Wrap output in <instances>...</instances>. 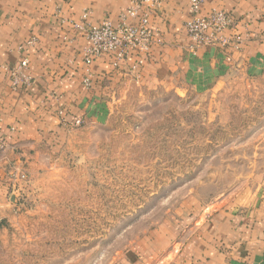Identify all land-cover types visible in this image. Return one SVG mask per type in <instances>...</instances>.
<instances>
[{
	"label": "rangeland",
	"instance_id": "rangeland-1",
	"mask_svg": "<svg viewBox=\"0 0 264 264\" xmlns=\"http://www.w3.org/2000/svg\"><path fill=\"white\" fill-rule=\"evenodd\" d=\"M25 159L0 264H131L187 198L216 202L264 169V74L207 90L130 83Z\"/></svg>",
	"mask_w": 264,
	"mask_h": 264
},
{
	"label": "crops",
	"instance_id": "crops-1",
	"mask_svg": "<svg viewBox=\"0 0 264 264\" xmlns=\"http://www.w3.org/2000/svg\"><path fill=\"white\" fill-rule=\"evenodd\" d=\"M160 2L149 18L154 34L148 52L130 51L116 67L111 54L101 55L88 67L93 83L85 88L88 42L80 27L116 24L129 0H0V229L2 216L13 210L26 155L57 144L72 120L108 104L122 86L207 90L228 75L264 74V0H203L202 14L217 9L232 16L235 29L227 33L241 35L239 49L192 48L185 29L190 0ZM32 37L36 43L27 46ZM22 57L33 82L12 89L10 69ZM134 253L133 264H264V169L216 202L187 198Z\"/></svg>",
	"mask_w": 264,
	"mask_h": 264
},
{
	"label": "built area",
	"instance_id": "built-area-1",
	"mask_svg": "<svg viewBox=\"0 0 264 264\" xmlns=\"http://www.w3.org/2000/svg\"><path fill=\"white\" fill-rule=\"evenodd\" d=\"M202 2L203 0H190V16L185 21L186 33L194 42L192 48L201 45L239 49L244 42L241 35L236 32L227 33L229 29H235L232 16L226 11L217 9L202 14L200 10ZM160 7V0H129L127 7L119 14L116 24L103 20L98 24L80 27L84 30V36L88 42L82 52V62L86 67L82 78V85L85 88H90L93 83L92 73L88 67L101 55L111 54L112 65L116 67L130 51L148 52L154 34L149 18L157 13ZM86 16L87 14L84 13L82 18ZM35 43L36 39L32 37L25 44L29 46ZM139 63H142V60H138L132 68H136ZM27 66L28 59L22 57L16 66L11 67L10 87L12 89H17L20 85L27 87L32 84V77L25 73ZM80 122L81 118H76L72 120L70 126H78ZM4 146L5 139L0 136V151Z\"/></svg>",
	"mask_w": 264,
	"mask_h": 264
}]
</instances>
